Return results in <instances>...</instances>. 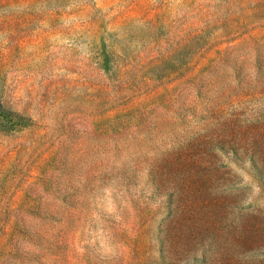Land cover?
<instances>
[{"label":"rangeland","instance_id":"1","mask_svg":"<svg viewBox=\"0 0 264 264\" xmlns=\"http://www.w3.org/2000/svg\"><path fill=\"white\" fill-rule=\"evenodd\" d=\"M0 264H264V0H0Z\"/></svg>","mask_w":264,"mask_h":264}]
</instances>
